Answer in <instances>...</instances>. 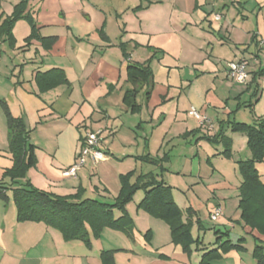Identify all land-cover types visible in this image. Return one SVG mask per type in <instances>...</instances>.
<instances>
[{"label":"crops","instance_id":"0c3cea01","mask_svg":"<svg viewBox=\"0 0 264 264\" xmlns=\"http://www.w3.org/2000/svg\"><path fill=\"white\" fill-rule=\"evenodd\" d=\"M20 1L0 0V33L4 18L13 13ZM113 1L28 0L25 14L33 18L39 34L57 37L51 48H46L39 39L27 42L31 24L25 17L14 24L13 39L7 32L2 34L0 177L15 162L2 101L14 116L24 120L37 158L25 177L12 183L5 178L7 184L29 181L58 195L74 194L82 188L84 197L110 202L107 199L110 192L115 198L121 188L120 176L124 171L120 163L127 159L153 162L151 152L144 153L150 147L148 136H142V150L139 147L136 152H119L121 155L112 147L114 141L118 138L121 148L137 144L141 134L136 129L162 117L169 120L174 116L177 121L181 112L189 111L182 106L185 102L197 105L200 108L197 110L210 121L214 133L210 135L212 139H207L221 145L218 154L229 158L223 154L229 140L233 158L235 136L241 134L239 138L248 151L237 162L251 158L246 134L231 130V122L255 124L264 117V49L259 45L264 37V0ZM107 3L108 12L103 6ZM217 13L221 14L219 20L215 18ZM25 44L24 50L13 49ZM5 46L16 55L14 58H3ZM242 58L248 61L246 83L231 80L227 71L230 61ZM132 63H149L153 73V82L140 87L136 97L139 108L134 111L124 101L126 91L134 88L127 73ZM52 68H62L69 83L40 92L35 75ZM129 114L132 119L128 125L125 117ZM183 123L187 130L185 116ZM89 130H102L100 148L107 158L97 164L88 159L76 176H64L63 170L75 163ZM129 131L135 133L133 139L127 135ZM108 139L112 140L109 145ZM260 164L264 160L256 163L264 181ZM135 170L131 168L128 172ZM158 180L173 186L164 179ZM241 181L236 186L238 205ZM222 184L234 187L226 180ZM172 192L178 204L174 189ZM8 195V202L0 199V264H66L65 259L74 260L72 264H103L102 250L114 249L120 250L115 251L118 264H122V255L140 259V264H192L195 254L198 264H202L203 255L210 250L217 251L210 264H257L253 250L257 241H264V235L240 218L239 206L230 220L222 219L224 208L218 200L217 204L207 203L208 218L211 208L220 205L223 215L219 224L224 228L214 227L215 240L206 244L201 210L184 200V206L178 205L184 219H191L192 234L197 240L189 252L173 242L171 228L164 221V226L159 224L154 240L136 237L125 246H109V242L100 245L96 239L94 246L86 249L83 241H65L59 230L44 222L18 221L11 190ZM227 240L235 246L229 249L222 246Z\"/></svg>","mask_w":264,"mask_h":264},{"label":"trees","instance_id":"16d2710c","mask_svg":"<svg viewBox=\"0 0 264 264\" xmlns=\"http://www.w3.org/2000/svg\"><path fill=\"white\" fill-rule=\"evenodd\" d=\"M27 6L28 0H21L15 6L13 13L4 18L1 34L7 32V35L9 34L13 39L11 31L14 24L25 17L31 24V34L27 37V42L39 39L46 48H51L57 41V37H42L39 34L33 18L25 14ZM127 73L134 88L126 91L124 101L134 111L139 108L136 102L139 89L142 85L153 82V73L149 63L129 64ZM35 81L40 92L69 83L62 68L39 71L35 75ZM2 107L7 120L8 139L15 162L13 167L5 171L4 178L0 180V199L8 202L10 200L8 191H12L18 221L44 222L47 226L59 230L65 240H82L91 247L92 237H99L106 227L125 231L131 236L133 226L126 204L133 199L137 190L143 189L144 198L139 206L167 222L171 228L173 242L181 244L186 252L190 251V246L197 241L192 234V221L189 218L184 219L183 211L173 197L172 187L158 180L153 174H140L135 181L132 179L136 175L135 171L121 175V188L114 202L86 198L83 196L82 188L74 194L58 195L39 189L29 181L20 185L7 184L5 178H10L12 183L17 178L25 177L27 170L36 165L37 158L35 146L29 143L28 131L22 117L14 116L4 101H2ZM231 130L246 134L247 146L252 155L251 158L238 162L242 175L238 205L241 217L246 225L264 235V181L256 166L257 162L264 160V117L255 124L232 121ZM227 145L229 147L223 154L231 157V141L227 140ZM116 211H119L120 215L117 216ZM222 246L229 249L235 245L227 240ZM114 251H102L103 264H117ZM216 255V250L205 253L202 264H210ZM253 255L257 264H264V241H257Z\"/></svg>","mask_w":264,"mask_h":264},{"label":"rangeland","instance_id":"374dc122","mask_svg":"<svg viewBox=\"0 0 264 264\" xmlns=\"http://www.w3.org/2000/svg\"><path fill=\"white\" fill-rule=\"evenodd\" d=\"M113 4L116 3L113 1ZM103 6L106 12H108V3L107 5L103 4ZM66 8L68 9V7ZM2 37L3 36L0 33V38ZM25 47H27L26 44L24 46L18 45L13 49L24 50ZM3 51L5 52L2 53L4 54L3 58H5V60H9L11 56L13 58L16 56L15 54H12L8 46H5ZM189 82H187V86L190 85ZM176 99L177 97H175L173 102L176 103ZM162 104L163 103L159 104V107H161ZM192 104L193 103L190 104L189 102H185L184 105H182L184 106L183 108H186L189 111H187V113L181 112L178 116L179 121H174V116H170L169 120L162 117L158 122H152L149 125L148 123H144L141 128H135L136 131L141 134V138H138L139 142H137V144H130L125 146V148H121V142L119 145L120 140L117 138L112 147L116 150V154L119 155H121L119 152H136L137 148L140 147V150H142L144 147V138L142 136H148L150 139V147L146 148L144 153L151 152L149 157H151L153 162L144 161L145 159H141L139 161L127 159L122 164L120 163V169L121 171H124L123 175L127 174L129 169L136 168V175L132 178L133 181H135L138 175H145L151 172L156 178L164 179L173 185L171 186L172 191L174 189L179 205L184 206V200H187L188 204L189 202H192L197 210H201L200 217L203 218V223L206 227L204 230L206 233L205 242L208 244L209 241L215 240L214 227L222 230L224 227L219 224L220 220L219 222H213L208 218V207L206 208L207 203L212 202L217 204L219 202L216 201L221 200L225 214L222 219H225L226 221L230 220V218L235 215L238 211L239 197V190L236 186L242 180L237 160L245 158L244 152L248 150L245 145H242L239 138L240 134L239 136H235L234 149L236 152L233 158H226L218 154L222 150L221 145L217 146L209 141V139H212L210 135H213L214 133V129L209 127L211 125L210 121L199 124L200 122L198 123V120L190 115L189 112L192 107L198 110H200V108L197 105ZM246 113H248V111H246ZM184 116L187 118V130L185 129V123H183ZM131 119V114L127 115L125 117L126 124L129 125ZM127 135H130L131 139H133L135 133L129 131ZM110 143H112V140L108 139L106 144L109 145ZM101 145L106 147L105 144ZM209 156L211 157L210 159ZM259 169L261 172H264V164H260ZM2 178H4V173L2 177H0V180ZM225 180L234 187L223 185L222 183ZM118 193H115L116 195H114V198L113 194L110 192L107 199L110 200V202H114ZM143 197L144 191L143 189H139L135 193L133 199L126 204V210L129 213L130 222L133 226L131 236H129L125 231L106 227L103 229L99 237H92L91 247L83 242L84 247L86 249H91L94 246L93 240L96 239H98L100 245L108 244L109 242V246L117 244L125 246V244L134 241L136 237L141 239L142 237H145L146 240L149 237H152L151 239L154 240V236L156 237L158 234L159 224L164 226L165 221L153 216L148 210L139 206ZM214 208L215 206L212 207L211 210ZM117 212L119 211H116V213ZM240 218L242 219L241 215ZM203 232L201 235H204ZM115 251L120 250L117 249ZM121 251H126V249H121ZM195 255L191 260V262H193L192 264H198ZM128 257L129 259L122 255V260L120 259L121 263L140 264L138 261L140 259L132 258L129 255ZM165 258H167V256H165ZM73 261L74 260L68 261L65 259L66 264H72ZM81 261L82 259L76 260V263H80Z\"/></svg>","mask_w":264,"mask_h":264},{"label":"built area","instance_id":"2783aa9c","mask_svg":"<svg viewBox=\"0 0 264 264\" xmlns=\"http://www.w3.org/2000/svg\"><path fill=\"white\" fill-rule=\"evenodd\" d=\"M215 18L219 20L221 14L217 13ZM259 45L264 49V37L260 38ZM248 61L242 58L237 61H230L228 63V77L236 82L245 83L248 79L247 71ZM190 113L194 115L201 124L205 123L207 119L194 107L190 110ZM102 139V130H89L84 138L83 144L78 152L76 161L70 167L63 170V175L66 177L76 176L77 171L86 164L88 159H91L95 164L103 161L107 158L106 153L100 148V142ZM223 215V208L218 205L210 213V219L212 221H218Z\"/></svg>","mask_w":264,"mask_h":264}]
</instances>
